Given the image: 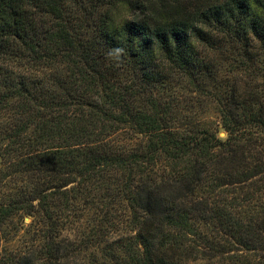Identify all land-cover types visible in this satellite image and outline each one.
Instances as JSON below:
<instances>
[{
    "label": "trees",
    "instance_id": "trees-1",
    "mask_svg": "<svg viewBox=\"0 0 264 264\" xmlns=\"http://www.w3.org/2000/svg\"><path fill=\"white\" fill-rule=\"evenodd\" d=\"M0 159V264H264V0H0Z\"/></svg>",
    "mask_w": 264,
    "mask_h": 264
},
{
    "label": "rangeland",
    "instance_id": "rangeland-1",
    "mask_svg": "<svg viewBox=\"0 0 264 264\" xmlns=\"http://www.w3.org/2000/svg\"><path fill=\"white\" fill-rule=\"evenodd\" d=\"M208 88L213 89L214 87L213 85H209ZM183 92L187 98H185L186 101L184 103L187 106L193 105L194 112L200 116L204 126L215 129L220 138L226 139L228 137V133L223 127L222 118L220 112L218 111V104L215 99L204 93L197 92L196 88L191 84H186ZM30 221L31 217H27L26 222L29 223ZM190 262L191 264H208V261L202 259Z\"/></svg>",
    "mask_w": 264,
    "mask_h": 264
},
{
    "label": "clouds",
    "instance_id": "clouds-1",
    "mask_svg": "<svg viewBox=\"0 0 264 264\" xmlns=\"http://www.w3.org/2000/svg\"><path fill=\"white\" fill-rule=\"evenodd\" d=\"M123 49L120 47H116L112 53H110V55H114L117 59H119V57L122 55L123 53Z\"/></svg>",
    "mask_w": 264,
    "mask_h": 264
}]
</instances>
